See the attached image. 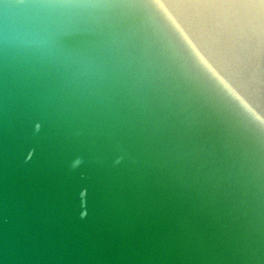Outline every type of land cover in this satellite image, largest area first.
Segmentation results:
<instances>
[{"label": "water", "instance_id": "95a60500", "mask_svg": "<svg viewBox=\"0 0 264 264\" xmlns=\"http://www.w3.org/2000/svg\"><path fill=\"white\" fill-rule=\"evenodd\" d=\"M0 264H264V0H0Z\"/></svg>", "mask_w": 264, "mask_h": 264}]
</instances>
